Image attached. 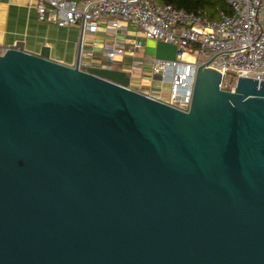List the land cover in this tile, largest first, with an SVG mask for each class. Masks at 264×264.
<instances>
[{"label": "water", "instance_id": "1", "mask_svg": "<svg viewBox=\"0 0 264 264\" xmlns=\"http://www.w3.org/2000/svg\"><path fill=\"white\" fill-rule=\"evenodd\" d=\"M50 50L0 52V264H264V79L183 109Z\"/></svg>", "mask_w": 264, "mask_h": 264}, {"label": "built area", "instance_id": "2", "mask_svg": "<svg viewBox=\"0 0 264 264\" xmlns=\"http://www.w3.org/2000/svg\"><path fill=\"white\" fill-rule=\"evenodd\" d=\"M227 1L232 12L221 10L215 19L156 0H37L36 8L41 19L60 26L81 24L83 33L98 30L104 18L112 30L131 21L146 37L175 43L181 50L175 59L154 61L153 73L170 84L167 99L156 96L187 109L202 62L222 73L221 87L226 89H234L239 76L264 79V0ZM140 46V41L135 43ZM124 54L123 44L106 51L111 60ZM230 73L234 79L229 83Z\"/></svg>", "mask_w": 264, "mask_h": 264}, {"label": "crops", "instance_id": "3", "mask_svg": "<svg viewBox=\"0 0 264 264\" xmlns=\"http://www.w3.org/2000/svg\"><path fill=\"white\" fill-rule=\"evenodd\" d=\"M36 3L37 0H0L1 47L23 40L28 50L39 52L43 45H48L53 58L71 64L75 63L79 51L83 66L111 63L112 67L134 72L137 69L131 65L133 63L139 67L142 75L135 76L136 80L131 86L150 94H153L157 82L168 83L153 73V55L146 56L139 52L142 43L140 47H135L140 40H130L131 37H128L127 34L138 35L134 27L112 30L107 20L102 18L98 30L83 33L81 24L60 26L41 19ZM121 44L125 47V54L109 59L106 51ZM116 60L117 65L114 63Z\"/></svg>", "mask_w": 264, "mask_h": 264}, {"label": "rangeland", "instance_id": "4", "mask_svg": "<svg viewBox=\"0 0 264 264\" xmlns=\"http://www.w3.org/2000/svg\"><path fill=\"white\" fill-rule=\"evenodd\" d=\"M123 24H124V26H127V29H128V27H130V28L131 27H134L135 29H137L138 35H136V34H127V35H128V37H131L130 40H140L141 41L142 47L139 48V52L145 54L146 56H152V55H154L155 45H156L157 39L146 37L143 34V31L141 30L140 26L137 23H134V22H131V21H124ZM194 55L195 54L192 55V58L194 57ZM114 63L117 65L118 64L117 63V60ZM153 64H154V61L151 63L152 68H153ZM131 65L133 67H135V69H137L134 72H130V75H131V85H132L133 82L136 80L135 79V76H137L138 74H140L138 76H141L142 75L141 74L142 71L141 70H138L139 67L138 66H135L133 63H131ZM227 79H228L229 82H232L233 79H234V76L230 73L228 75ZM169 90H170V84L157 82L154 85V88H153L152 93L154 95H159L162 98L167 99V95H165V94L168 93Z\"/></svg>", "mask_w": 264, "mask_h": 264}, {"label": "trees", "instance_id": "5", "mask_svg": "<svg viewBox=\"0 0 264 264\" xmlns=\"http://www.w3.org/2000/svg\"><path fill=\"white\" fill-rule=\"evenodd\" d=\"M156 1L162 3H171L177 8L193 10L213 19L219 18L221 10H224L227 13L232 12V7L230 6L227 0H156Z\"/></svg>", "mask_w": 264, "mask_h": 264}, {"label": "bare ground", "instance_id": "6", "mask_svg": "<svg viewBox=\"0 0 264 264\" xmlns=\"http://www.w3.org/2000/svg\"><path fill=\"white\" fill-rule=\"evenodd\" d=\"M185 56H190V54H188V53H185Z\"/></svg>", "mask_w": 264, "mask_h": 264}]
</instances>
